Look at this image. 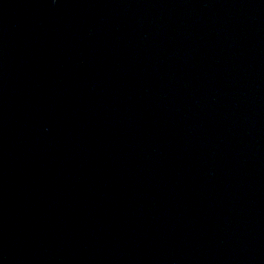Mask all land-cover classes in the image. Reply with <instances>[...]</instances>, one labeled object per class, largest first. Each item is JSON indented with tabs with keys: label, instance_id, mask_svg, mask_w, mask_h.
Here are the masks:
<instances>
[{
	"label": "water",
	"instance_id": "1",
	"mask_svg": "<svg viewBox=\"0 0 264 264\" xmlns=\"http://www.w3.org/2000/svg\"><path fill=\"white\" fill-rule=\"evenodd\" d=\"M0 264H264V0H0Z\"/></svg>",
	"mask_w": 264,
	"mask_h": 264
}]
</instances>
